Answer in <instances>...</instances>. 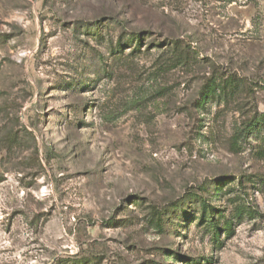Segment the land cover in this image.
Masks as SVG:
<instances>
[{
	"label": "rangeland",
	"instance_id": "obj_1",
	"mask_svg": "<svg viewBox=\"0 0 264 264\" xmlns=\"http://www.w3.org/2000/svg\"><path fill=\"white\" fill-rule=\"evenodd\" d=\"M0 264H264V0H0Z\"/></svg>",
	"mask_w": 264,
	"mask_h": 264
},
{
	"label": "trees",
	"instance_id": "obj_2",
	"mask_svg": "<svg viewBox=\"0 0 264 264\" xmlns=\"http://www.w3.org/2000/svg\"><path fill=\"white\" fill-rule=\"evenodd\" d=\"M139 36L134 35V41H140ZM138 50V47L137 49ZM235 80L229 79V80H223L220 83L216 81L215 77L212 76L209 78L206 82V84L203 86L200 97V106L203 104H206L209 100L217 98L218 100L226 99V93L224 92L223 86L228 85ZM222 88V89H221ZM222 90V91H221Z\"/></svg>",
	"mask_w": 264,
	"mask_h": 264
}]
</instances>
